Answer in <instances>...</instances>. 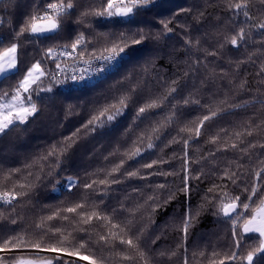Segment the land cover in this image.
I'll return each mask as SVG.
<instances>
[{
  "label": "trees",
  "instance_id": "16d2710c",
  "mask_svg": "<svg viewBox=\"0 0 264 264\" xmlns=\"http://www.w3.org/2000/svg\"><path fill=\"white\" fill-rule=\"evenodd\" d=\"M47 2H57V0H0V13L4 17L0 27V37H3V42L0 43L1 46L8 42L7 37L11 29H18L19 23L28 17V13L34 7ZM90 2L91 0H81V3L85 5ZM98 2L99 0H97ZM222 2L223 0H154L152 5L137 9L126 20L115 17H100L92 21L90 18L80 15V13L86 11V7H82L78 12L70 13L64 20L63 31L60 35L48 34L52 37L49 40H45L43 35L39 36L41 43L46 45L45 48L49 45L53 46L57 42L70 45L71 38H74L79 31H83L86 40L91 37L100 41V44L96 46V53H98L105 45L103 42L111 31L116 32L126 29L131 32L135 28L142 27L146 32L151 31L155 34L163 28L160 21L179 13L173 22L169 24V27L174 29L172 33H168L160 41L147 40L129 47L124 52L123 64L116 71L95 84L77 90H62L52 84L43 85L42 89L51 86L52 91L40 92L37 101L39 111L35 117H29L25 124H18L7 135L0 136V167L5 169V172L0 173V190L4 191L3 186L6 183L9 188L12 187V184L19 187L20 185L36 183L35 180L28 178L27 171H22L18 177H13L9 183L5 179L8 169L20 168L23 170L25 165L33 163H36L38 167L37 156L43 155L51 145L57 141H63L64 137H69L77 129H80L77 133L79 139L73 145L72 158L65 161V165L57 170L53 182L38 187L31 199H22L15 204L16 211L20 214V226L0 221V231L19 232L30 243H40L42 248L61 247L66 249L67 253L77 252L98 261L102 259L103 264H127L124 257L133 255V253L119 247L118 238L115 241V246L112 241L108 244L100 241V236L105 235L108 229L98 222L94 221L91 227L82 225L80 216L73 214H69V219L66 221L55 218L52 221L47 220V217L53 215L57 209H65L75 206L77 203H85L84 198L89 196V193L84 192L82 187L85 171L96 173L91 177L93 180L104 179L111 169L118 165L121 159H124L126 162L121 170H139V176H145L149 171L155 170L175 171L176 173L174 177L155 175L147 180L131 179L125 183L112 186L116 190V195L124 200L128 209L124 213L123 223H121L124 239L131 236V233L125 228V224L131 223L136 228L144 229L143 233L137 232L136 236H132L134 243L137 242V239H140L146 241L147 244L146 248L141 249L146 252V255L137 264H183L185 254L189 255L191 264H207L206 261L200 259V253L194 248L193 239L204 231H212L218 227H224L226 237L229 238L231 221L227 217L222 218L220 204L231 202V198L235 195H241V199H244L246 194L242 195L241 191L234 188L226 179L222 181L218 178L193 179L190 182L191 191L189 193L181 192L179 190L181 185L180 157L183 155V141L194 137V129L199 125V120L204 115H209L210 111H217L222 107L220 101L225 99L223 95L213 97L211 92L204 91L205 88L209 87L208 84L202 83L207 79L208 71L215 70L216 73H219L223 68L225 72H239V79L236 83H239L240 80H247L249 85L255 88L259 79L255 76V73L258 71L259 65L264 63V47L260 46L262 38L256 33H253L256 41L255 45L250 41L248 46H242L239 49L232 48L230 44L220 48V44L223 43L220 40V35L226 34L230 39L233 34L227 32V22L225 24L217 23L222 15L219 7ZM180 9H188L189 11L181 13ZM200 13H203V18H201ZM239 19L243 20L244 17L240 16ZM255 22H264V18L257 16ZM89 24L92 25L91 29H89ZM180 25H185L184 29H181ZM26 37V39L21 38L20 42L23 47L18 49L19 67L16 71L0 79V96L3 92L6 93L9 85H13L19 78L20 73L23 72L22 67L31 65V62L37 59V56H32V53H37L38 59L40 57V48L36 50L33 45V37L29 34H26ZM189 39L192 41V53L185 55L184 42ZM218 41L219 43H217ZM217 49H220L217 52V57L208 56L207 60L204 59L206 53L215 52ZM91 52L92 49L89 47L85 54L91 55ZM221 52L226 53V55L221 56ZM249 56L252 57L255 64L249 62L246 67H236L238 62L248 61ZM197 58L203 62L200 66L201 73L199 75L190 73V78L185 80L184 73L190 72L188 64L194 63ZM150 60L155 61L156 68L161 70L165 79L168 80V84L163 87H153L151 93L148 91L140 92L137 97H134L137 101L136 104L129 105L123 116L115 122L104 123L103 126L97 125L96 132L90 134L83 126L94 116L100 117L101 112H105V117L100 118L104 120L108 114L121 107L119 99L127 95L126 89L132 85L133 81L126 80L122 84L119 82L129 73L137 71L140 65ZM205 64L207 65V71L204 68ZM121 74L122 76H120ZM136 79H139V77ZM171 80H180V88L175 94V98H170V103L166 101L159 108L152 110L153 115L150 120H145L143 123L139 120L134 122L133 115L139 107L153 101L160 104L163 97L168 95L169 89L175 87L171 84ZM104 81H106L105 85L95 88ZM217 83H219L218 79ZM113 89H118L119 92L105 98ZM214 91L216 89L212 88V92ZM223 91H227V89H223ZM261 91H264V89H261ZM184 98L201 99V102L207 104V107L202 108L194 103L182 106L180 109L183 113L182 117L179 120L173 119L169 123L166 117L173 116L171 104L179 101L183 105ZM243 99H249V97L243 96ZM125 102L127 103V101ZM229 102H231L230 96ZM259 108L258 104L256 110L249 108L246 116L244 110L237 109L235 110L237 115H221L212 121L205 122L201 129V136L195 138L196 142L190 141L189 155L193 159L199 160L201 156H207L209 152H215L216 149L222 148L225 143L229 145L239 143L234 133L244 131L241 125L242 120L252 117L256 119L257 123H260V120L264 119V116H261L258 111ZM153 128H157L158 131L154 133ZM182 128L193 129V132H181L180 129ZM262 128H264V125H262ZM221 129H226L229 135L224 136ZM141 134L144 136L143 147H146L149 137L155 143V147L134 160H128L125 153L141 146L138 141ZM254 135L256 136L254 142L264 143V130L254 132ZM214 136L218 137V142L215 145L211 143ZM249 139L251 138L249 137ZM169 141L173 142L169 143ZM110 153H115V155H110ZM236 155V150L231 149L226 153L220 152L217 154L215 161L202 164L199 171L210 173L214 164L219 163L221 168H225L227 167L226 162H232L234 169L235 164L239 163ZM105 157H108V159L105 160ZM158 158L166 161L160 169H157L156 166L152 170L140 167L141 164L151 163L153 159ZM113 175L117 178L120 177L119 173ZM73 181H81V183L79 186L74 187L72 192H69L67 188ZM166 181L169 182L167 187L171 191L173 199L166 206L160 208L153 205L154 212L149 209V205L145 203V200L150 195H161L158 189L155 194L151 191L143 192L144 199L136 194H130L131 189L134 187L141 189L145 185L155 187ZM213 183L222 186L221 189L216 190V194L221 197L220 200L216 201V208L210 207L205 200V193ZM225 184L227 186L223 187ZM97 187L102 186L98 185ZM23 190L28 191V188L25 187ZM125 197L127 198L124 199ZM107 202L115 204V196H110ZM189 206L195 219L189 229L191 234L184 241L181 238L180 230L182 219ZM0 211L7 215L10 211L8 204L1 205ZM88 211H91V208ZM214 212L219 214L213 215ZM172 217H177V223H171ZM55 223H58V225L54 226ZM113 223H120V221L113 220ZM36 224H42L43 230L35 228ZM80 227H86L90 233V242L84 249L79 247L81 241L74 239V234ZM56 229H60L59 234L56 233ZM25 230H28L27 234H25ZM64 238H70L72 243H62ZM245 239L247 243L252 244L254 241L258 242L259 236L255 233L247 234ZM152 241H155V243H152ZM173 252H175V256L172 255ZM41 257L53 258L50 255H41ZM66 261L68 259L64 258V262Z\"/></svg>",
  "mask_w": 264,
  "mask_h": 264
},
{
  "label": "snow or ice",
  "instance_id": "6c2138e0",
  "mask_svg": "<svg viewBox=\"0 0 264 264\" xmlns=\"http://www.w3.org/2000/svg\"><path fill=\"white\" fill-rule=\"evenodd\" d=\"M154 3V0H91L87 5L81 3V0H57V2H47L43 5L34 7V9L28 13V17L19 23L18 29L13 28L8 39V44L0 50V73H6L13 69H17L18 65V49H22L23 44L20 42L21 38H27L26 34H32L35 36L43 35L45 40L52 39L48 34L55 33L60 35L63 31V22L70 13H76L82 7H86V11L80 13L81 16L88 17L90 20L95 21L100 17L111 18V17H127L133 14L139 8H146ZM222 15L218 19L217 23L226 24L227 32L233 33L229 39L226 34L220 35V40L223 41L220 44V48H224L226 45H231L234 49H239L242 46H248L249 42L255 45L253 33L261 36L260 46L264 47V22L256 23L257 16L264 18V0H223L222 4L219 5ZM189 11L188 9H180V12ZM179 13L174 14L173 17L166 20L160 21L163 28L161 31L153 34L151 31H145L144 28L138 27L129 32L126 29L113 32L108 34L105 45L110 47H103L99 55L96 54L97 45L100 41L92 39L91 37L86 40L83 31H79L70 44H56V48H61L63 51L56 55L55 59L51 62L55 63L54 69H48L42 67L46 60L53 56L54 47H47L43 52L41 59H37L31 66H26L25 70L20 73L19 79L15 81L13 85H9L10 94L13 101H18L21 94L28 98L27 106L20 103H9L5 110H0V136H5L13 128L17 127L18 124H25L29 117H35L38 113L36 104L31 102L33 93L37 90L51 92L52 87L49 86L46 89H40V84L43 82L42 78H47L55 84H61L64 81L59 79L56 75L57 72L66 71L61 67L59 63L60 55L71 57L76 53L82 63L88 65L91 68L93 61H101L104 67L112 64L124 53L129 47L143 43L147 40L160 41L168 33H172L174 29L169 27V24L178 16ZM203 18V13H200ZM243 16L244 19H239ZM92 25L89 24V29ZM185 25H180L181 29H184ZM187 35V33H186ZM63 38V37H62ZM3 42V37H0V43ZM219 43V41L217 42ZM192 41L186 40L184 42L185 55L192 53L191 49ZM91 47L92 52L90 59L84 60L85 52ZM199 51V50H198ZM217 49L215 52H209L204 55V59L207 60L208 56L217 57ZM221 56L226 53L221 52ZM255 62L252 57L249 56L248 61H240L236 64L237 68L246 67L247 63ZM187 63V62H186ZM203 62L197 58L194 63H189L188 67L190 72L184 73V79L190 78L192 75H199L201 73V64ZM98 68L95 71L99 72L104 69ZM229 67H231L229 65ZM207 71V65H204ZM85 70L81 69L80 79L84 78ZM239 72H225L221 68L219 73L215 70L208 71V77L202 83L208 84L209 87L205 88L204 91L211 92L212 96L223 95L224 100L220 101L222 107L217 111H210L209 115H204L199 120V125L194 129V137H190L188 140L183 141L182 152L183 155L180 157L181 169H180V191L183 193H189L191 191V180H200L203 178H212L227 180L231 183L234 188L241 191V194H246L244 199H241V195H235L231 198V202L223 203L220 207L223 216L227 217L232 222V228L229 233V239L225 241L220 251H217L214 246L212 252L206 254L201 252L200 256L202 261H206L207 264H264V143L254 142L256 136L254 132L264 130V119L260 120V123L256 122V119L247 117L241 121V125L244 128L243 132L234 133L239 143L227 144L225 143L222 148L216 149L215 152H209L207 156H201L199 160L193 159L189 155L190 149L189 144L196 142L195 138L201 136V129L205 125V122L212 121L221 115H237V109L244 110L245 116L249 108L256 110V105L260 106L259 112L261 116H264V63L259 65L258 71L255 76L259 79L256 82V87L253 88L249 85L247 80L239 79ZM139 77V79H136ZM231 77V79H229ZM71 79L76 80L77 76L72 75ZM217 79L219 83H217ZM126 80L133 81L132 85L126 89L127 95L122 96L119 99L121 107L116 108L114 112L108 114L104 120L101 117H105V112L100 113V117H93L83 127L90 133L94 134L97 130V125L103 126L104 123L115 122L118 118L123 116L128 110L129 105H135L136 99L140 92L148 91L152 92L153 87H163L168 84V80L165 79L160 69L155 66V61H146L138 67V70L129 73L119 83H123ZM171 84L175 87L169 89L168 95L163 97L160 104L155 101L146 103L144 106L138 108L133 115V121L150 120L153 115V111L159 108L161 104L166 101L170 103V98L174 99L175 94L179 91L180 80H171ZM212 88L216 91L212 92ZM227 89V91H223ZM9 93H5L8 95ZM191 95V93H189ZM229 96L231 102H229ZM243 96H248L249 99H243ZM127 101V103L125 102ZM195 104L199 107L206 108L207 104H203L201 99L191 100L188 98L183 99V105L177 101V103L171 104L173 109V116L166 117L169 123L173 119L179 120L183 113L180 111L182 106H188ZM4 106H0L3 108ZM107 111V110H105ZM80 129H77L69 137H64L63 141H57L45 150L43 155L37 156L38 167L36 163L31 165H25L22 170L20 168L8 169L5 179L10 183L13 177H18L22 171H27L28 178L35 180L36 183H29L27 185L12 184L9 188L6 183L4 191H0V201H4L8 204L10 211L5 215L0 211V221L10 222L11 225L20 226V214L16 211L15 204L19 203L22 199H31L33 194L36 192L38 187L44 186L46 183H52L54 176L57 174V170L61 169L65 165V161L70 160L74 153L73 145L76 144L77 133ZM152 131L155 133L158 131L157 128H153ZM181 132L188 131L193 132V129H180ZM224 136H228L229 133L226 129H221ZM249 137L251 139H249ZM159 139V137H157ZM70 141V143H68ZM138 141L141 146L136 147L131 152H126L128 160H134L137 157L143 155L144 152L152 150L155 147V143L149 137V142L146 147H143L144 136L138 137ZM173 141H169L172 143ZM179 143L178 141H176ZM218 142V137L214 136L211 143L215 145ZM135 143V142H134ZM236 150V159L239 163L235 164L233 169L232 162H226L227 167L221 168L219 163L213 165L210 173L199 171L202 164H206L209 161H215L216 156L220 152H228L229 150ZM115 155V153H110ZM108 157H105L107 160ZM125 160L121 159L120 163L113 167L111 171L106 175L104 179L93 180L91 177L96 173L84 172L83 177V191L89 193V196L84 198L85 203H77L75 206L67 207L65 209H57L53 215L47 217L48 221L55 219L68 220L69 214L80 216L82 225L91 227L93 222H98L100 225L108 229L105 235L100 236V241L104 244H108L110 241L115 246V241L119 240L118 246L124 248L125 251H130L133 255H126L124 260L127 264H137L139 260H143L146 252L142 251V248H146V241L137 239L134 243L132 236H136L137 232L143 233V228H136L134 224H125V228L131 233L128 239H124L123 232L121 230V223H123L124 213L128 211L125 206L124 200L119 195H116V190L112 188L113 185H119L125 183L131 179L147 180L152 176L161 175L164 177L175 176V171L165 172L163 170L149 171L145 176H139V170L136 171H122L125 164ZM246 162V163H245ZM166 161L163 159H153L151 163L141 164L140 167L143 169L152 170L154 166L160 169ZM35 169V170H33ZM5 172L3 167H0V173ZM199 172V174H197ZM114 173H119L120 177L114 176ZM90 181V182H89ZM81 181H73L69 184L67 191L72 192L74 187L79 186ZM169 182L160 183L155 187L151 185H145L143 189L134 187L131 189L130 194H136L144 199L143 192L151 191L154 194L157 189L161 195H150L147 196L145 203L149 205V209L154 212L152 208L155 205L156 208L166 206L171 199H173L171 191L168 190L167 184ZM102 187H97V186ZM225 184L223 187H226ZM241 186H243L241 188ZM27 187L28 191L23 189ZM222 186L213 183L205 193V200L210 207L216 208V201L220 200L221 197L216 194L217 189H221ZM115 196L116 203L110 204L108 198ZM83 198V197H82ZM125 197L124 199H126ZM97 200L99 201L97 203ZM258 201V204H257ZM91 208V211L88 209ZM218 212H214L213 215H218ZM195 219V216L191 212L189 206L186 209L184 217L182 219L181 238L186 241L191 234L189 229ZM113 220H118L120 223H113ZM106 222V223H105ZM154 223V222H153ZM35 228L42 229V224H36ZM28 230H25L27 234ZM60 229H56V233L59 234ZM258 234V242L254 241L252 244L247 243L245 237L247 234ZM51 238V237H50ZM159 238V237H158ZM74 239L81 241L79 247L84 249L90 242V233L86 227H80L74 234ZM155 243V241H152ZM126 246V247H125ZM22 247L32 248L38 250L34 258H24L23 255H17L14 250H19ZM198 247V245H197ZM40 243H30L28 240L19 232H8L0 231V264H65L64 257L61 253L66 252V249L59 247H51L47 249V252L53 254V259H41L40 258ZM138 254V255H137ZM71 256L78 255L77 252L69 253ZM175 256V252L172 253ZM81 260H90L91 264H103V260H96L89 256H81ZM72 264H78V261H73ZM183 264H191L189 255L185 254L183 257Z\"/></svg>",
  "mask_w": 264,
  "mask_h": 264
},
{
  "label": "built area",
  "instance_id": "2783aa9c",
  "mask_svg": "<svg viewBox=\"0 0 264 264\" xmlns=\"http://www.w3.org/2000/svg\"><path fill=\"white\" fill-rule=\"evenodd\" d=\"M132 14H130L127 17H120L117 16V18L119 19H127L131 16ZM3 22V16L0 13V26L2 25ZM32 35V34H31ZM70 47V46H69ZM46 49H42L41 50V57L43 56V52ZM63 51V49L61 48H56L54 46V53L53 56L50 57L48 60L45 61V63L42 65V67L48 68V69H54L55 68V63L51 62L53 59H55L56 55L60 54ZM100 53H97V55H99ZM91 55H85L83 57L84 60H88L90 59ZM125 54L122 53L121 56L119 58H117L116 61H114L112 64L104 67V65L102 64L101 61H93L91 68L88 67V65H85L84 63L80 62L81 58L74 53L73 56L68 57V56H63L60 55V59H59V63H61V67L63 69H66V71L63 72H57L56 75L59 79L63 80L64 82L61 84H55L53 82H51L49 79L47 78H42V83H52L57 85V87H59L62 90H76V89H80L86 86H90L102 79H104L106 76H108L111 72L115 71L116 69H118L123 60H124ZM104 67V69L102 71H95V69L98 68H102ZM81 69L85 70V74H84V78L80 79V75H81ZM75 75L77 76L76 80L71 79V76ZM6 203L4 201H0V205H5ZM16 252V254H36V252L38 250L36 249H32V248H23V249H19V250H14ZM40 254H51L50 252H47L46 249H41L40 250ZM61 255H63V257L69 258L70 259V263L72 264L73 261H78V264H91L90 260H81L79 255L76 256H71L69 254L66 253H61Z\"/></svg>",
  "mask_w": 264,
  "mask_h": 264
},
{
  "label": "rangeland",
  "instance_id": "374dc122",
  "mask_svg": "<svg viewBox=\"0 0 264 264\" xmlns=\"http://www.w3.org/2000/svg\"><path fill=\"white\" fill-rule=\"evenodd\" d=\"M29 35L31 37H33V45L35 46L36 50L39 48V46H41L43 49H47V47L44 48V46H46V45L44 43H41V41H40V39H39L38 36L31 35V34H29ZM7 44H8V42L2 44V46L0 44V50L3 49V47H4L3 45L6 46ZM50 44L53 45V43H51V42H50ZM54 44L56 45V44H63V43L62 42H57V43H54ZM55 45H53V46H50L49 45V47H54ZM106 46L107 47H110V45H104V46H102L101 50H99V52L102 51L103 47H106ZM32 56H37V59H38V54L37 53H32ZM39 59H41V51H40V57H39ZM34 62H31V63H34ZM29 66H31V65H29ZM25 67L26 66H23L22 67V70L23 71L25 70L24 69ZM14 71H16V69H13V70L8 71L6 73H0V79L3 78V77H5L8 74L14 72ZM120 76H122V74ZM120 76H119V78H120ZM19 78H21V77L19 76ZM105 82L106 81H104L102 84L96 86L95 88L102 87L103 85H105ZM40 86H41V84H40ZM6 90H7L6 93H9V94L8 95H5V92H3L2 96H0V106H4L3 108H0V110H5L6 106L9 103H20V104H24V105L27 106V104H28V98L25 95L21 94V96H20V98H19L18 101H13L12 100V96L10 94V91H11L10 88L9 89H6ZM38 92H39V96H40V92L41 91L40 90H37V92L36 93H33L32 97H31V102L34 103V104H36V106H37V101H38V98L36 97V94ZM117 92H119L118 89H113L108 95L105 96V98H107L108 96H112L113 94H115ZM221 205L222 204H220V206ZM221 214H222V218H224L222 211H221ZM177 221H178L177 220V217H172L171 223H177ZM57 225H58V223H55L54 224V226H57ZM230 226L232 228V226H233L232 225V222H230ZM224 230H225L224 227H218L215 230H212V231H204V232L200 233L199 236H196L193 239L194 248L199 253L205 252L206 254H209V255H210V253L213 250V247H210V245L211 246H214L217 251H220L221 248H222V246L224 245L225 241H227L229 239V238L226 237V234H225V231ZM62 243L71 244L72 241H71L70 238H64L63 241H62ZM52 244L53 245H57L56 243H52ZM197 245H198V247H197ZM59 248H61V247H59ZM78 254L83 255V256H87V255H84V254H81V253H78ZM17 255H23L24 258H34L35 257V255H29V254H17ZM155 256H156V254H155ZM40 258L41 259H52L51 257H48V258L40 257ZM200 259H202L201 256H200Z\"/></svg>",
  "mask_w": 264,
  "mask_h": 264
}]
</instances>
